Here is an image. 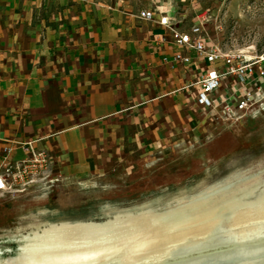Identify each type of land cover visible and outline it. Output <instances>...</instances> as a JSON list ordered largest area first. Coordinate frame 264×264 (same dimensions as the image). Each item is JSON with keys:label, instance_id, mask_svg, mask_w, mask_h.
I'll list each match as a JSON object with an SVG mask.
<instances>
[{"label": "crops", "instance_id": "obj_1", "mask_svg": "<svg viewBox=\"0 0 264 264\" xmlns=\"http://www.w3.org/2000/svg\"><path fill=\"white\" fill-rule=\"evenodd\" d=\"M173 2L138 11L177 18ZM138 11L124 0H0V171L26 159L30 141L53 171L81 179L107 170L137 125L153 139L183 122L201 65L171 62L170 29Z\"/></svg>", "mask_w": 264, "mask_h": 264}, {"label": "rangeland", "instance_id": "obj_2", "mask_svg": "<svg viewBox=\"0 0 264 264\" xmlns=\"http://www.w3.org/2000/svg\"><path fill=\"white\" fill-rule=\"evenodd\" d=\"M166 1L124 0L136 11ZM173 1L184 26L205 16L200 20L210 43L252 54L264 46V0ZM165 133L144 139L137 125L107 170L81 179L52 167L36 176L27 167L14 178L2 168L8 184L0 192V257L13 255L23 234L161 212L217 184L230 182L231 189L240 181L264 180V104L240 119L192 104L183 122Z\"/></svg>", "mask_w": 264, "mask_h": 264}, {"label": "bare ground", "instance_id": "obj_3", "mask_svg": "<svg viewBox=\"0 0 264 264\" xmlns=\"http://www.w3.org/2000/svg\"><path fill=\"white\" fill-rule=\"evenodd\" d=\"M231 185L161 212L20 235L0 264H264V180Z\"/></svg>", "mask_w": 264, "mask_h": 264}, {"label": "built area", "instance_id": "obj_4", "mask_svg": "<svg viewBox=\"0 0 264 264\" xmlns=\"http://www.w3.org/2000/svg\"><path fill=\"white\" fill-rule=\"evenodd\" d=\"M171 12L172 10H163L155 6L140 10L138 17L152 20L158 14L159 24L170 29L172 42L176 47L171 62L201 65V70L188 84L196 88V104L203 109L214 107L217 113L234 119H240L262 106L264 46L253 54L247 49H224L220 44L208 42L203 26L205 16H198V22L192 23L188 30L183 31L177 26L182 23L181 19L170 15ZM187 51H193L194 57L186 54ZM167 60L164 58V61ZM222 86L225 87L226 93L220 97L216 91ZM23 145L29 149V156L20 163L4 165V169L10 171L12 177L21 178L27 167L32 176L52 167L53 162L47 152L34 148L30 141L24 142ZM11 168L13 171L10 170ZM0 181L3 183V187H0L1 192L8 184L1 171Z\"/></svg>", "mask_w": 264, "mask_h": 264}, {"label": "snow or ice", "instance_id": "obj_5", "mask_svg": "<svg viewBox=\"0 0 264 264\" xmlns=\"http://www.w3.org/2000/svg\"><path fill=\"white\" fill-rule=\"evenodd\" d=\"M0 187H3V183H2V181H0Z\"/></svg>", "mask_w": 264, "mask_h": 264}]
</instances>
